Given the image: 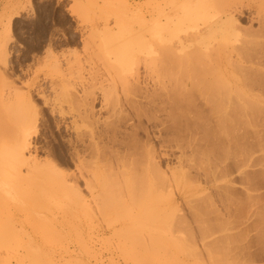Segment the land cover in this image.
<instances>
[{"label":"rangeland","instance_id":"rangeland-1","mask_svg":"<svg viewBox=\"0 0 264 264\" xmlns=\"http://www.w3.org/2000/svg\"><path fill=\"white\" fill-rule=\"evenodd\" d=\"M185 9L199 16L187 31L158 39ZM220 10L233 22L229 46L202 50L206 58L199 53L193 65L186 59L197 67L184 69L201 74L176 87L165 76L178 68L175 49L192 54ZM106 32L121 38L107 44ZM138 34L148 49L133 53L134 80L112 51ZM211 67L248 82L251 101L264 106V0H0V264H264V109L255 130L235 124L232 137L219 138L231 143L207 142L221 152L213 150L214 169H200L193 154L210 147L192 143L216 125L201 95L186 94L202 74L200 87L217 76ZM110 85L117 89L105 98ZM162 95H184L175 108L188 119L176 128ZM119 159L138 175L147 165L145 180H118Z\"/></svg>","mask_w":264,"mask_h":264},{"label":"bare ground","instance_id":"bare-ground-1","mask_svg":"<svg viewBox=\"0 0 264 264\" xmlns=\"http://www.w3.org/2000/svg\"><path fill=\"white\" fill-rule=\"evenodd\" d=\"M221 2V1H220ZM218 7H220V6H218ZM223 7V6H222ZM234 7V6H233ZM218 9V8H217ZM225 9V8H224ZM236 9V8H235ZM186 11L184 12V13H187L188 12V9H185ZM219 11V10H218ZM221 11V10H220ZM224 12H226L225 10H223ZM222 12V11H221ZM235 12H237V10H235ZM234 12V13H235ZM202 13V12H201ZM200 13V14H201ZM210 13V12H209ZM192 14H194V13H191V14H189V13H187L186 15L184 14V19L183 20H181V21H177L176 23H175V28H173L172 30H170L169 31V29H168V31H166L167 29H162L161 31L160 30H157L156 32H158V33H160V35L161 36H158L157 38L158 39H165V40H168V39H170L171 41H173V40H175V38H177V35L180 33V32H182L183 31V28H186L187 27V24H188V22L189 21H191V18H195ZM199 14V15H200ZM219 14V12L218 13H216V15H214V17L215 16H217ZM225 15H226V13H224ZM228 14H230V13H228ZM197 15V14H196ZM219 17H217V18H219V19H221V18H223V12L221 13V14H219L218 15ZM199 16L197 15L196 16V18H198ZM212 17V16H211ZM221 17V18H220ZM195 18V19H196ZM232 20H231V18H227V20H223L222 21V19L221 20H219V22L218 23H216L215 24V28L213 29V31L212 32H210V33H208L206 36H204V39H203V37H201L199 34V38H197L198 37V35L197 36H195L196 37V41H197V43H195V45L193 46V48H194V52L192 53V54H189V53H187V51H185V49H187V47L188 46H186V47H176L177 49H175V51L174 50H172V51H174V55H176V56H174V57H178V59H176V61H178L179 60V63L178 64H176L177 66H178V68H179V64L181 63V62H183L182 64L184 65L185 63L187 64V60H189V62L190 61H192V60H190V58L192 59V57H193V59L194 58H198L199 60H201L202 58H203V56L205 57V53L203 52V51H206V50H216V51H218V49H220V48H222V47H220V46H224V45H228V44H230L229 42H227L228 41V39L232 36L231 35V31H232V29H233V22H231ZM212 22V21H211ZM124 24V23H123ZM182 24V25H181ZM126 25V24H125ZM192 28H195V26L193 27V26H191ZM168 32V34H169V36H167V37H165V34H164V32ZM185 31H187V28L185 29ZM185 31H183V32H185ZM128 30H125V29H122V31L120 32V34L121 35H126V34H128ZM138 33H141V32H138ZM149 33V32H148ZM199 33V32H198ZM195 34H197V32L195 33ZM97 35V34H96ZM114 34H112V35H108V33L106 32L105 34H104V37H105V40L104 41H106V43L108 44V43H112V42H116V41H118V39H120L121 38V36H118V35H116L115 34V36H113ZM143 35H145V33H143ZM142 36V34H138V35H135L134 36V38H133V44L131 43L130 45L129 44H118V46L116 47V46H114V50L112 51V54L114 55L112 58L113 59H117L116 60V62L117 63H113L117 68H119L121 71H127V69H129V68H131V74H135L134 75V80L136 79H138L139 80V76H140V74H139V67H140V65H136V66H134L133 65V53L136 51V52H138V51H140V52H144L146 49H148V46H145V44H144V41L142 40L143 39V37H141ZM156 36H157V34H156ZM188 36H193V35H188ZM145 37H147V35H145ZM185 37V36H184ZM187 38V37H186ZM182 39V38H181ZM188 39V38H187ZM190 39V38H189ZM194 39V38H193ZM184 40V39H183ZM192 40V39H191ZM195 40V39H194ZM219 40H221V41H219ZM193 41V40H192ZM214 41H216V42H221V43H218V47L216 46V44L213 46V45H211V43L212 42H214ZM187 42V41H186ZM159 45H158V47H160L163 43H161V42H157ZM171 43V42H170ZM177 43V42H176ZM175 43V44H176ZM101 44V43H100ZM174 44V43H173ZM175 44L172 46V47H174L175 46ZM102 45V44H101ZM169 44H166L165 43V47L166 46H168ZM177 46V45H176ZM213 46V47H212ZM229 46V45H228ZM154 47H156V46H154ZM171 47V48H172ZM189 48V47H188ZM101 50H103V49H101ZM112 50V49H111ZM203 50V51H202ZM222 50H225V48L223 49L222 48ZM221 50V51H222ZM177 52V53H176ZM182 53V52H184V53H186L185 55L183 54L182 56L181 55H178V53ZM226 52H227V50H226ZM170 53V52H169ZM179 53V54H180ZM197 53V54H196ZM200 53V54H199ZM103 54V52L101 53V55ZM203 55L202 56V58H200L199 57V55ZM104 55V54H103ZM102 55V56H103ZM167 55H168V53H167ZM193 55V56H192ZM105 56V55H104ZM173 56H170V57H173ZM173 57V58H174ZM184 57V58H183ZM105 58V57H104ZM104 58L102 59V61L104 60ZM140 57H138L137 59H139ZM143 58V57H142ZM180 58V59H179ZM206 58V57H205ZM175 59V58H174ZM187 59V60H186ZM108 59H106V60H104V62L105 61H107ZM141 60V59H140ZM180 60H181V62H180ZM109 61H110V59H109ZM139 61V60H138ZM142 61V60H141ZM144 61V60H143ZM176 61H173V62H176ZM193 61H195V59L193 60ZM108 62V61H107ZM106 63V62H105ZM104 63V64H105ZM138 63V62H137ZM199 63V62H198ZM111 64V63H110ZM113 64H111L110 66L108 65V64H106V65H108V67L110 68V67H112V69L114 68L112 65ZM139 64H140V62H139ZM190 64H192L191 62H190ZM197 64V63H196ZM202 64V63H201ZM183 65H181L182 67H181V70H182V68L184 69V68H187L185 65L183 66ZM193 65V64H192ZM192 65H190V67H188L189 69H191V66ZM195 65V64H194ZM199 65V64H198ZM206 65V64H205ZM175 66V65H174ZM208 66V65H207ZM192 67H194V69L196 70V68L195 67H197L196 65L195 66H192ZM198 67H200V65L198 66ZM206 67V66H205ZM216 66H214V68H215ZM217 67H218V65H217ZM178 68H176L175 67V69H171L169 72L167 71V73H166V78H169V82H173V83H175V85H176V87L178 86H180V87H182V86H184V83H183V81H185V79H186V77H195L196 75H197V71H199L200 69H198L197 68V71H187V70H182V71H176V70H178ZM187 68V69H188ZM205 69V68H204ZM207 69V68H206ZM212 70L211 72H215V71H217V70H213L212 69V67L211 68H209V70ZM115 70H117V69H115ZM174 70V71H173ZM171 71H173V72H171ZM208 71V70H207ZM244 71V70H243ZM200 72H201V70H200ZM199 72V74L196 76V78H198L199 76H200V73ZM211 72H208L209 73V76H210V74H212ZM218 72V74H219V71H217ZM249 72V71H248ZM248 72L246 73V70H245V72H243V73H246V74H248ZM120 72H118V74H117V76L119 75V77H120V74H119ZM152 73V72H151ZM242 73V74H243ZM130 74V75H131ZM215 74V73H214ZM218 74H217V76L214 78V76H213V78L212 79H216V78H218V79H216L215 81L214 80H208L207 82V84H204V86L203 87H200V85H201V83H202V80L203 79H205V77H207L206 75L205 76H203L204 74H202V77H200V79H202L201 80V83H200V80H198L199 81V83H200V85H193V84H191L190 86H192V90L188 93V94H186V93H184V94H186L187 95V97H189V96H191V94H193V93H197L198 94V96H200L201 95V97L203 98V101H204V103H205V105L210 109L209 111H212V112H210V115H211V117H213V119H214V122H215V125H216V129L215 130H209V129H207V130H205V131H203V132H201L200 133V139H195L194 141H193V143L192 144H195L194 146H196L197 144H199L200 142H205L206 144H207V142H209L208 144L210 145V144H212V142H214L213 140H215L214 138H218V140H219V138H230V137H232L235 133L234 132H236L235 130H237L236 129V127H238V126H244L243 128H244V130L246 129V130H249V129H251L252 130V128H253V130H255V128H258V126L256 127V125H255V123H252V120H257L259 117L258 116H260V115H262L263 116V109H264V106H262V104H261V101L259 100L258 101V99H255L254 100V102H253V99H252V101H251V97L253 98V92H254V90L253 89H248V90H245L244 89V87L246 88V86H248V85H250L247 81H249L248 80V77H247V75L245 74V78L247 77V79H245L246 81L245 82H247V85H246V83H245V86L244 85H242L243 83H242V81H241V83L242 84H239V82H236V83H234V82H231L228 78H226V77H224L223 78V74L221 73V74H219V75H221L220 77L222 78L221 80L219 79L220 77L218 76ZM122 75V74H121ZM127 74H125V76H126ZM151 76H152V74H150ZM216 75V74H215ZM244 75V74H243ZM123 76V75H122ZM132 77V76H131ZM211 77V76H210ZM195 78V79H196ZM119 79H123V77L121 78H119ZM128 79V77L126 78V80ZM120 80V81H121ZM128 80H130V79H128ZM132 80V79H131ZM155 80H157V79H155ZM186 80H189L188 78L186 79ZM191 80H193L192 78H191ZM206 80H207V78H206ZM206 80H204L203 82L205 83L206 82ZM223 80V81H222ZM197 81V80H196ZM212 83H211V82ZM131 83H132V81H130ZM136 83H137V81H135ZM159 82H160V80H159ZM193 82H195V80L193 81ZM130 83V84H131ZM192 83V82H191ZM196 83H198V82H196ZM216 83V84H215ZM232 83H234L233 85H235V86H232ZM138 84V83H137ZM187 84V83H186ZM185 84V85H186ZM116 85V84H115ZM115 85H110V86H105V87H107V89H105V91H104V88H102L103 89V95L105 96V98L106 97H108V91H111L113 88L114 89H117V87L115 88L114 86ZM149 85V84H148ZM173 85V84H172ZM189 85V84H188ZM188 85H187V88H188ZM103 87V86H102ZM110 87V88H109ZM111 87H112V89H111ZM169 87H171V86H169ZM173 87V86H172ZM251 87V86H250ZM109 88V89H108ZM136 88V87H135ZM174 88H175V86H174ZM173 88V89H174ZM183 88V87H182ZM182 88H181V90H182ZM252 88H253V85H252ZM124 89H125V87H124ZM133 89V88H132ZM178 89H180V88H178ZM185 89V88H184ZM189 89V88H188ZM135 90V89H134ZM236 92H235V91ZM107 91V92H106ZM115 92H116V90H114ZM133 91V90H132ZM177 91V90H176ZM184 92L186 91V90H183ZM182 91V92H183ZM189 91V90H188ZM188 91H186V92H188ZM104 92H106V93H104ZM125 92H126V94H128V91L127 90H125ZM135 92V91H134ZM175 92V91H174ZM234 92L236 93V96L234 95ZM113 93V92H112ZM161 93H162V91H161ZM250 93H252V96L250 95ZM135 94V93H134ZM164 94V93H163ZM186 95H185V97H186ZM256 95V94H255ZM114 96V95H113ZM161 96V95H160ZM163 97L164 96H166V95H162ZM182 96H183V99H182ZM236 98V99H234V97ZM178 97V98H177ZM180 97H181V99L183 100V101H185L184 100V95H180ZM180 97H179V95H176L175 96V100H174V98H173V100L171 99V98H169V99H166V98H168V97H164L165 98V100L164 99H162L161 97V99H162V103H164V104H162V105H164L163 107H162V111L168 116V121H170V122H174V124H172L171 126H174L175 128L176 127H178V126H176L175 125V123L177 122V121H180V116H182L181 118H183V119H185V117L184 116H186V118H187V116H188V114L186 113V112H184V114H183V112H179V114H177L176 113V111H177V109L175 108V102H176V100L177 99H179L180 100ZM177 98V99H176ZM193 98V97H192ZM255 98V97H254ZM185 99H187V98H185ZM189 99H191V98H188V100H187V102H189L190 104H191V101H192V99H191V101H189ZM113 100V99H112ZM117 101V100H116ZM260 102V103H259ZM111 103H112V101H111ZM186 103V102H185ZM188 103V104H189ZM116 104V106H117V104L118 103H115ZM115 104H112L113 106H114V108H116V106H115ZM112 106V107H113ZM261 107H263V108H261ZM155 108H157V106H155ZM262 112V113H261ZM186 113V114H185ZM259 114L258 116H257V114ZM179 115V116H178ZM236 115H238V116H236ZM256 117H255V116ZM178 116V117H177ZM190 117H194V116H191V115H189ZM235 116L236 117H238L239 118V120H241L240 122H239V120L237 121L236 120V118H235ZM189 117V118H190ZM255 117V118H254ZM237 118V119H238ZM257 118V119H256ZM262 118V117H261ZM260 118V119H261ZM179 119V120H178ZM188 119V118H187ZM175 120H177V121H175ZM182 121V120H181ZM258 122H259V120H257ZM254 122V121H253ZM235 124H239L238 126L236 125L235 126ZM261 125V124H260ZM171 126H169L168 125V127H169V129L170 130H173V127L171 128ZM263 126V125H262ZM255 127V128H254ZM174 128V129H175ZM180 128V127H179ZM239 128V127H238ZM178 129V128H177ZM167 131V130H166ZM176 131V130H175ZM258 131V130H257ZM261 131V130H260ZM254 132V131H253ZM256 132V131H255ZM247 133V132H246ZM245 133V134H246ZM257 133V132H256ZM256 133H254V135L256 134ZM193 134V133H192ZM194 134H196V133H194ZM261 134V133H260ZM198 135H199V133H198ZM258 135H259V132H258ZM197 136V135H196ZM236 136V139L235 140H237L238 138H237V136H238V133H237V135H235ZM240 137V136H239ZM242 137V136H241ZM211 139H212V142H211ZM234 140V141H235ZM217 140H215V142H216ZM220 141V142H219ZM219 141H217L218 143H220L219 144V146H222V145H224V143L225 142H227L226 140L224 141V140H219ZM221 141H224V142H221ZM191 142V141H190ZM211 142V143H210ZM232 142H233V140H232ZM236 142V141H235ZM239 141L237 140V143H238ZM177 143H179L178 141H177ZM218 143H214V144H212V145H215V144H217L218 145ZM227 143H231V142H227ZM180 144V143H179ZM187 144V143H186ZM186 144H185V148L183 147V143H182V146L180 145L179 147H180V149H181V147L182 148H184V149H186L187 150V147L189 146H186ZM190 144V143H189ZM207 144V146L208 147H210V148H207V149H205V147H204V149H203V147H202V149L203 150H197V156H195V154H193L194 155V158L196 157L197 158V163H198V165H199V167H200V169H202V170H204L205 169V172H210L211 170L210 169H208V168H204V166H203V164H206V165H208L207 163H210V166L209 167H211V164L212 163H214L215 161L212 159L213 158V156H214V152L216 151L217 152V150H218V148H219V146H216V147H218V148H215L214 147V149H216L215 151H213L214 149H212L211 147L212 146H209ZM243 145V144H242ZM178 146V145H177ZM193 146V147H194ZM198 146H200V145H198ZM198 146H196L195 147V149H201L200 147H198ZM228 146H229V144H228ZM235 146V145H234ZM233 145H232V147H234ZM240 146V145H239ZM225 147V146H224ZM231 147V148H232ZM190 148V147H189ZM192 148V147H191ZM231 148H229V150L231 149ZM235 148V147H234ZM222 149H223V147H222ZM228 149V148H227ZM181 150H183V149H181ZM191 152H192V150L191 149H189ZM196 151V150H195ZM223 151V150H222ZM189 152V151H188ZM213 152V153H212ZM215 152V154H217V153H219V152H221V151H219L218 150V152L216 153ZM223 152H226V150H224ZM222 152V153H223ZM221 153V154H222ZM230 154H231V152H229ZM228 153V156H230V154ZM233 153H235V152H233ZM192 155V156H193ZM222 155H225V153H223ZM235 155H237V154H235ZM235 155H233L234 157H235ZM247 156V155H246ZM249 156V155H248ZM247 156V157H248ZM238 157V156H237ZM243 157V156H242ZM245 157V156H244ZM189 158V157H188ZM187 158V159H188ZM193 158V157H192ZM192 158H190L191 160H192V162H194V158L192 159ZM233 158V157H232ZM220 159H222V157L220 158ZM227 159H230L229 157H227ZM226 158H224V160L223 161H226L227 160ZM120 160V163H121V167L123 168V172H119V174L120 173H122L121 174V176L120 177H118V180L121 178L122 180H126V179H132L133 177L132 176H136V174H137V179L139 178V179H143V180H145V178H146V176L145 175H147L148 174V171L149 170H146L145 169V167H147V165H145V167L143 168V169H140L141 167H142V165H144V164H142V163H145V162H141V164L139 163V161H135L136 163H139V165H140V167H139V173H140V175H138V173H133V172H129L130 170L129 169H127L126 170V162H124L123 161V159H119ZM188 161H189V159H188ZM214 161V162H213ZM221 161V163H223L222 162V160H220ZM133 162H134V159H133ZM195 162V163H196ZM205 162V163H204ZM216 162H218V161H216ZM150 163H152V162H150ZM149 163V166L151 165V167H152V165H154V164H150ZM221 163H220V165H221ZM147 164H148V162H147ZM218 164V163H217ZM135 165H137V164H135ZM138 165V166H139ZM205 165V166H206ZM214 165H216V163H214ZM214 165H212V167H211V169H214ZM207 166V167H208ZM202 167V168H201ZM217 167H218V165H217ZM217 167H215V168H217ZM220 167V166H219ZM141 170H142V172H141ZM158 170V169H157ZM207 170H210V171H207ZM133 173V174H132ZM142 173V174H141ZM150 173V172H149ZM159 174V173H158ZM210 174V173H209ZM113 176V175H112ZM153 176V175H152ZM183 177H186L185 175H182ZM114 177V176H113ZM142 177V178H141ZM148 177V176H147ZM179 177V176H178ZM182 177V178H183ZM135 178V177H134ZM133 178V180H135ZM156 178V177H155ZM120 179V180H121ZM181 179V178H180ZM186 179H188V178H186ZM216 180V179H215ZM184 181V180H183Z\"/></svg>","mask_w":264,"mask_h":264},{"label":"crops","instance_id":"crops-1","mask_svg":"<svg viewBox=\"0 0 264 264\" xmlns=\"http://www.w3.org/2000/svg\"><path fill=\"white\" fill-rule=\"evenodd\" d=\"M124 25H125V23H124ZM170 25H171V24H170ZM181 25H182V24H181ZM166 27H168L166 31H168V29H169V31L173 29V28H171V27L168 26V25H166ZM173 27L175 28V25H174ZM185 29H186V28H183V31H185ZM166 31L164 32V34L166 33V34H165V37L169 36V34H168L169 31H168V32H166ZM183 31H182V32H183Z\"/></svg>","mask_w":264,"mask_h":264}]
</instances>
